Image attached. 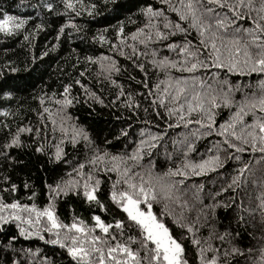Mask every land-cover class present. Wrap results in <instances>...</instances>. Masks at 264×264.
Listing matches in <instances>:
<instances>
[{
	"label": "trees",
	"instance_id": "1",
	"mask_svg": "<svg viewBox=\"0 0 264 264\" xmlns=\"http://www.w3.org/2000/svg\"><path fill=\"white\" fill-rule=\"evenodd\" d=\"M246 3L248 0H199L194 6L205 25L201 36L191 26L190 15L180 19L186 12L182 0H73L74 9L65 8L64 0H0V12L26 21L12 33L0 32V202L16 201L42 210L51 200L60 222L82 220L87 226L88 232L83 234L85 246L89 243L87 235H94L103 241L105 255L107 246L125 243L144 257L140 243L129 240L140 239L139 228L111 200L110 192L117 180L114 171L106 170L111 162L107 158L92 161L93 155L101 153L130 156L138 146L136 141L143 140L140 164L127 161L133 164L129 171L143 172L147 178L151 161L153 176L174 184L172 198L153 200L152 211L182 242L189 264H200L198 249L206 243L210 231L211 250L205 252L206 258L215 255L218 264H260L259 258L264 255V211L260 208L264 199V153L253 151L249 145H244L247 151L237 153L223 143L226 137L219 134V126L229 121L237 110L236 102L245 94L249 99L253 93L259 96L264 73L247 69L230 73L227 67L215 65L183 71L194 60L212 64L206 59L212 32L217 34L218 46L221 37L227 44L234 36L239 37L241 45L249 43L252 35L260 37L257 43H264V19L257 11L261 0H252L250 7H244ZM45 4L53 7L46 8ZM148 7L153 12L146 15ZM205 8L212 12H205ZM216 19L223 20L225 27L219 28L214 23ZM257 23L261 29H256ZM177 24L183 31L176 29ZM158 32L163 39L157 37ZM169 44L174 47H167ZM186 44L189 50H198L199 55L188 57L181 53ZM249 48H253L251 43ZM222 56L226 59L227 53ZM165 58L175 61L176 67L161 65ZM192 76L199 77L204 85H213L218 94L221 106L213 109L215 131L208 129L203 113H188L186 105L181 120L179 106L184 98L173 101L172 89L165 91L172 80L187 78L191 83ZM229 85L233 103L224 107L219 94L221 89L228 91ZM199 90L203 91V86ZM65 99L70 102L65 104ZM169 109H175V113L169 114ZM255 112L261 115L259 109ZM197 120L201 123H195ZM251 121V113L244 116V123ZM21 127L29 131L19 133L20 143L12 144V137ZM241 127L243 124L236 126L237 134ZM74 129L82 133L75 143ZM83 133H87V141ZM227 138L240 145L235 138ZM149 143L155 144L151 152L147 150ZM57 146L62 150L59 160L54 156ZM216 155L220 157L219 166L199 176H164L177 166L183 170L185 159L199 161ZM80 164L84 165L82 170L78 168ZM244 164L248 169L233 184V177ZM77 171H82L83 176H77ZM89 173L93 184L96 179L100 181L96 190L99 203L83 196V183ZM69 178L79 180L80 187L59 195L50 192V186L55 188L57 182L64 186ZM139 178L134 177L137 182ZM116 187L122 190L125 185L121 181ZM21 215L29 213L21 211ZM94 215L112 225L108 233L93 227ZM40 219L38 229L22 224L26 229L23 235L19 221L0 222V264H78L66 247L49 243L57 239V232L63 237L67 229L49 232L46 217ZM116 220L123 222L122 228L115 226ZM181 224L191 225L194 232L188 233ZM33 230L39 234L28 235ZM221 234H225L223 239L218 238ZM192 239H199L200 244L193 245ZM233 246L242 254L232 253Z\"/></svg>",
	"mask_w": 264,
	"mask_h": 264
},
{
	"label": "snow or ice",
	"instance_id": "2",
	"mask_svg": "<svg viewBox=\"0 0 264 264\" xmlns=\"http://www.w3.org/2000/svg\"><path fill=\"white\" fill-rule=\"evenodd\" d=\"M199 0H182L185 13H181L180 19L185 20L188 16H191L192 27H196L200 32L201 36L205 34V25L200 22V17L197 15L198 9L194 4L198 3ZM218 0H209V3H217ZM65 8L74 9L73 0H64ZM244 7L252 6V0H248V3L243 5ZM44 7L52 8V4H45ZM237 9L240 5L235 6ZM205 12L211 13V8H205ZM261 19H264V0H261L260 7L257 9ZM146 15L152 14L153 10L148 7L144 10ZM158 14V13H157ZM79 15V13H77ZM238 15V12H237ZM26 23L25 19L10 15L7 12H0V32L12 33L18 29H21ZM214 23L219 28H224V21L221 19H216ZM75 26V25H73ZM167 26V25H166ZM40 27V25H37ZM176 29L178 31H183L179 24H177ZM262 26L257 23L256 29H261ZM208 29H211V25H208ZM62 30V29H61ZM139 31V29L137 30ZM239 31V30H238ZM244 32H248V29H244ZM135 33L133 36L135 37ZM157 37L163 39V34L157 33ZM217 34L212 32L211 39L209 43L211 44V51L206 58L212 61V64L205 62V60H194L190 62V67L183 68V71L192 72L193 70L203 67L210 68L213 65L219 68L227 67L228 72H242L243 69H247L249 72H259L264 73V43H257L260 37L257 35H252L249 43L252 44L253 48H249V43L243 45L240 44L239 37H232L227 44H225L224 38L221 37V45L218 46L216 43ZM100 40L103 41L104 37L100 36ZM202 43H204L202 41ZM205 47H208V43H204ZM167 47L172 48L174 45H167ZM181 53H187L188 57H196L199 55L198 50H189L187 44L180 49ZM227 53V58L222 56V53ZM91 59V58H90ZM161 65H171V67H176L175 61H168L167 58L160 61ZM15 71V69H13ZM215 79V77H213ZM187 78H178L172 80L171 84L165 88V91H169L171 88V95L173 101H179L182 97L184 98L183 104L180 107V119L183 120L184 105L187 106V112H197L203 113L207 120V127L210 131H215L213 127L214 123V112L213 109L220 107L221 105L217 103V96L214 92L213 85H204V82L200 80L199 77L192 76ZM226 83V81L221 82ZM203 86V91L199 90V87ZM68 91V86H65V92ZM231 86L229 85L228 91L221 89L219 94V99L224 107H230L233 100L230 98ZM7 95V93H6ZM70 101L65 99L64 103L67 104ZM163 103V101H161ZM59 103V101L57 102ZM237 103L236 112L232 113L229 117V121H225L220 124V135L226 137L223 141L228 147L235 149L237 153L245 152L247 149L244 145H249L253 151L259 150L264 153V81H261V91L259 96L255 93L252 94V98L249 99L247 94H245L241 101ZM259 109L261 113L260 116L256 115L255 110ZM47 111V109H45ZM169 114H174L175 109H169ZM248 113L252 114L251 123H244V116ZM4 115L7 116L8 112L5 111ZM190 123V121H188ZM195 123L200 124L201 121L197 120ZM238 124H243L240 128V134H237L235 130ZM29 131L23 127L17 130V134L12 137V144H19L18 139L19 133ZM81 131L73 130L72 142L75 143L77 138L81 135ZM207 134V133H205ZM231 136L235 140L240 141V145L230 142L227 138ZM83 138L85 141L88 140L87 133H83ZM152 140H157L156 137H151ZM175 143V142H174ZM138 145L134 150L133 154L130 156L114 155L108 156L106 153H101L99 156L93 155L92 161H103L107 158L111 162V167L107 168V171H114L117 175V180L113 183L112 191L110 192V197L113 203H115L119 208L127 214L129 221L133 222L140 231V239L137 237H129L130 241H137L140 243L141 248L144 249V257H140L139 250L134 251L125 243H117L115 246H107V255H105V247L103 246V241L99 236L87 235V241L89 242L85 246V237L83 234L88 232L87 226L84 222L78 221L71 224H64L59 221L58 217L54 214V205L49 202L42 210L38 209L35 205H21L16 201L12 203L0 202V222L6 220H16L19 221L18 224L20 234L23 235L26 231L22 224H28L34 226V228L39 227L41 223V217H46L48 222L47 230L52 232L57 229H67L63 237L57 232V239L50 240L49 243L60 244L62 247L67 248L69 256L74 260L78 261V264H189L186 258V249L184 248L182 242L178 241L169 228L166 226L165 222L158 218L152 211V201L157 200L159 197H163L165 201L172 198L174 184L165 182L160 176H153V170L151 166V161L148 165V176L145 178L143 172L132 173L130 168L135 165L140 164L142 148L145 146V141H136ZM8 145H5L7 147ZM155 144L149 143L147 145V150L151 152ZM189 150L191 145L188 146ZM217 150H219V144H217ZM37 151H42L41 148H37ZM62 155V150L57 146L54 156L57 160L60 159ZM166 155H170L167 154ZM187 155V154H185ZM231 156V153H229ZM237 160H240L239 156H236ZM131 160L133 164H128L127 161ZM220 157L208 156L205 159L199 161H191L185 159L183 162V170L181 166H177L176 169H169L168 172L164 173V176H187L189 173L192 175H201L209 170L214 169L219 166ZM123 165V167H122ZM248 165L244 164L239 168L238 173L233 177V184H237L241 180V173H244L248 169ZM78 168L82 170L84 168L83 164L78 165ZM77 176H83L82 171L76 172ZM139 176V181L137 182L134 177ZM93 176L89 173L87 179L83 183V196L89 201H96L97 195L96 190L100 185L99 179L92 183ZM122 181L125 187L122 190L117 189V184ZM183 181H181L182 183ZM255 182V181H254ZM80 187L79 180H69L64 182V186H61L59 182L55 188H51L50 192H54L59 195L61 192L73 191ZM12 190L15 191V185L12 186ZM177 202L178 199H177ZM142 205H147L145 209ZM215 206L213 205V208ZM100 208L104 209L105 205L100 204ZM260 208L264 211V199L260 201ZM21 211L29 213V215H21ZM33 214L34 217L33 218ZM92 219L95 221L93 227L100 229L103 233H108L112 225L105 223L101 220L100 216L94 215ZM178 222V221H176ZM115 226L117 228L123 227V222L120 220L115 221ZM181 227L187 228L188 233H193L194 229L191 225L181 224ZM212 227V226H210ZM38 231H29L28 235H38ZM225 234H221L218 238L223 239ZM213 232L210 231L209 237L205 238L206 243L198 249V259L200 264H218L217 257L213 255L211 259L205 257V252L211 250V244L208 242L211 240ZM42 238V237H41ZM12 239H15L13 237ZM71 241L70 244H65V241ZM191 243L193 245L200 244L199 239H192ZM151 245V246H149ZM232 253L241 255L242 250L233 246L231 249ZM264 253V248L261 249ZM226 255H228L226 253ZM260 264H264V255L260 258ZM12 264H16L15 261ZM227 264V262H225Z\"/></svg>",
	"mask_w": 264,
	"mask_h": 264
},
{
	"label": "rangeland",
	"instance_id": "3",
	"mask_svg": "<svg viewBox=\"0 0 264 264\" xmlns=\"http://www.w3.org/2000/svg\"><path fill=\"white\" fill-rule=\"evenodd\" d=\"M146 208H147V207H146ZM146 208H145V209H146Z\"/></svg>",
	"mask_w": 264,
	"mask_h": 264
}]
</instances>
